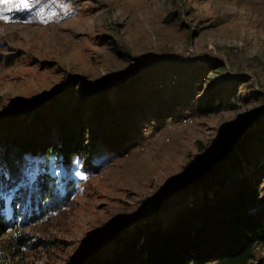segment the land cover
<instances>
[{
    "label": "rangeland",
    "instance_id": "1",
    "mask_svg": "<svg viewBox=\"0 0 264 264\" xmlns=\"http://www.w3.org/2000/svg\"><path fill=\"white\" fill-rule=\"evenodd\" d=\"M30 5H0L12 9L0 12L9 17L0 19V122L17 105L25 107L30 122L42 100L63 92L104 96L117 106L130 101L148 114L140 123L123 121L133 125L126 126L130 136L121 154L96 149L98 172H84L74 162L72 204L52 223L27 229L36 247L9 263L77 264L97 248L110 257L125 232L166 219L165 212L156 215V207L167 192L264 122V0H30ZM123 84L129 87L121 92ZM212 94L218 111L201 115L197 104ZM239 162L247 176L263 168L253 185L264 197V149L251 164L244 157ZM51 165L59 181L68 175ZM7 215L12 216L9 204ZM12 235L17 233L0 241ZM251 264H264V250H255Z\"/></svg>",
    "mask_w": 264,
    "mask_h": 264
},
{
    "label": "trees",
    "instance_id": "2",
    "mask_svg": "<svg viewBox=\"0 0 264 264\" xmlns=\"http://www.w3.org/2000/svg\"><path fill=\"white\" fill-rule=\"evenodd\" d=\"M128 87L119 86L121 92ZM216 101L212 94L197 104V111L217 112ZM27 113L17 105L8 120L0 122V239L17 233L0 241V264L20 260L35 248L25 231L52 223L72 204L74 162H80L84 172H98L96 149L121 154L130 136L126 126L133 125L123 121L140 123L148 114L144 105L125 101L117 106L104 96L74 97L71 92L42 100L30 122ZM262 149L264 122L204 164L201 173L167 192L156 207V215L166 213L165 220L125 232L110 257L101 256L97 248L77 264H251L255 250H264V197L253 185L263 168L247 176L239 159L251 164ZM29 160L43 163L28 168ZM52 163L68 173L63 180L51 173ZM235 170L238 175L232 176Z\"/></svg>",
    "mask_w": 264,
    "mask_h": 264
},
{
    "label": "snow or ice",
    "instance_id": "3",
    "mask_svg": "<svg viewBox=\"0 0 264 264\" xmlns=\"http://www.w3.org/2000/svg\"><path fill=\"white\" fill-rule=\"evenodd\" d=\"M0 5H12L16 8H21V9H30L31 5H30V0H0ZM12 9L10 7H6L3 9H0V12H9ZM37 15H43V9H40L37 12ZM52 15H55V13H52ZM0 19H3L5 21H7L9 19L8 16L6 15H0ZM40 163H43V161H34V160H29L28 161V168H31L33 165L38 166ZM84 178V177H82Z\"/></svg>",
    "mask_w": 264,
    "mask_h": 264
},
{
    "label": "bare ground",
    "instance_id": "4",
    "mask_svg": "<svg viewBox=\"0 0 264 264\" xmlns=\"http://www.w3.org/2000/svg\"><path fill=\"white\" fill-rule=\"evenodd\" d=\"M188 122H189V118H184V119H182V123H183V124H188Z\"/></svg>",
    "mask_w": 264,
    "mask_h": 264
}]
</instances>
